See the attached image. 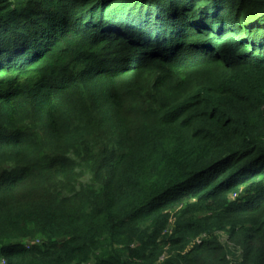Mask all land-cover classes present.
Masks as SVG:
<instances>
[{
	"label": "trees",
	"instance_id": "1",
	"mask_svg": "<svg viewBox=\"0 0 264 264\" xmlns=\"http://www.w3.org/2000/svg\"><path fill=\"white\" fill-rule=\"evenodd\" d=\"M73 39L100 59L63 69ZM1 67L43 73L1 99L0 264H264V0H0ZM192 78L201 89L176 97ZM164 141L170 156L155 151ZM137 145L140 160L170 158L173 175L125 180L135 200L118 221L114 184ZM182 197L199 214L132 255L113 248L126 223L156 227L151 214ZM57 209L62 230L21 242L35 226L58 229Z\"/></svg>",
	"mask_w": 264,
	"mask_h": 264
},
{
	"label": "rangeland",
	"instance_id": "2",
	"mask_svg": "<svg viewBox=\"0 0 264 264\" xmlns=\"http://www.w3.org/2000/svg\"><path fill=\"white\" fill-rule=\"evenodd\" d=\"M204 6V5H203ZM30 16L34 19H36L37 14L31 13ZM46 18L41 16L40 19H38V21L43 25L46 26L48 25V23H51V21H45L43 20ZM37 20V19H36ZM48 22V23H47ZM119 31L113 27V26H107L106 28L102 29V33L106 36L110 35V34H114V33H118ZM15 33L10 31V34ZM91 39H95V40H99L101 39V37L99 36H94L91 37ZM68 44L65 46V50L68 52L69 49H74V54L73 56L70 55V53L68 52V58L67 60H65L63 62L62 68H73L74 66L80 65V61L76 62L74 61L77 57L81 56V62H94L96 60H99L100 58H97L96 54H94L93 50H91V48H87L86 46H84L83 44H80L79 41H77L76 39H73V41H69L67 42ZM88 49V50H87ZM81 52H85L84 54H80ZM90 57L91 60H89L88 58ZM87 58V59H86ZM117 64V63H116ZM131 63H124L120 66L121 70H124L125 68L128 67V65ZM4 67L0 68L3 69ZM42 68V67H40ZM148 69L147 68H142L143 71H146ZM150 70V68H149ZM157 70V69H155ZM161 71V70H159ZM45 72V71H44ZM3 71L0 72V123H4L3 122V114H2V107H1V99H3L4 101L6 100V97H10V95L12 94V92L14 93L15 88L20 86V84H22L25 88L27 87V84L29 85L35 78L39 77L42 75V70H33L32 72L22 76L21 74L17 73L14 71V68H12V71L10 74L7 75H3ZM160 73V72H159ZM219 73V71H218ZM222 75L220 76V78L225 81L227 83L226 86L232 87L235 86L237 87L240 83H238V77H239V73H233L232 70L229 71L228 69L223 70V72L221 73ZM151 79H154V76H151ZM65 80H67L65 78ZM202 79H186L183 82L179 83L177 86V90L179 91L176 97H184V98H188L198 92L201 88L200 85H203L204 81H201ZM205 81H207L205 79ZM50 82H55L56 86H60L63 82L61 81L60 83L57 82L56 79H50ZM68 82V81H66ZM65 82V83H66ZM36 85V84H35ZM173 89V90H176ZM6 94V95H5ZM172 94V91H171ZM6 96V97H5ZM131 96V95H130ZM154 96V95H153ZM129 96H125L126 99ZM170 99H172V96L169 97ZM149 99V98H148ZM147 99V100H148ZM16 119L13 118V120ZM140 121V120H139ZM139 124V123H138ZM138 124L136 126H138ZM134 126V127H136ZM151 131V128H150ZM141 141V140H140ZM166 142H170V141H166ZM166 142H162L161 145L158 143L155 151L157 152V154L160 155H164L167 154V156H170L172 154V152H169L166 148L167 144ZM171 149H175L174 147L169 148V150ZM140 152H139V147L138 145L135 147L134 152L132 154L131 157L126 159V165L123 167L122 169V180L119 181V183L114 184V186H116V197H115V204L112 207V209L110 211H108V213L110 214V218H115L118 221H120L121 218H123V213L125 212L124 209L125 208H129L131 207L132 203L135 200V192L134 190H129L125 187L124 185V181L125 180H133L136 179V185L141 184V182H148L150 186H153V184L158 181V175L162 174V177H171L173 174L170 172L172 171L173 167H172V162L171 159L168 158L167 156H163L160 160H156L157 157L153 158L150 160L151 155H146L143 157L142 160H140ZM162 160L164 162H166V165L162 168L161 172L158 171L159 169V165L162 162ZM90 180V176L86 175V176H80L78 178V182L76 184V191L81 192L82 188H83V184L87 183ZM183 200H178L177 202H173L171 204H169L168 206L163 207L160 212H153L151 215L154 217H157L160 214L159 220L157 221V225L156 227H153V224H150L148 226V224H144V221L146 218L140 220L139 225L135 226V227H131L133 226L132 224L126 223L124 225L125 228H127V230L131 233L132 231H135V233H137V236H129L128 233H122L120 236H126L129 239L127 240V243L125 245L119 244V245H112L113 248H116V251L118 250H126L125 254L126 256L132 255L133 250L135 248H140L142 245L141 243L139 244V242H147L149 241L151 238L154 237V235L156 233H158L162 227H168L170 228V230L173 228L174 229V225L175 222L176 223H183L186 222V220L192 215L194 214L195 216L197 214H199L198 212L200 211L199 206H197V203H192L194 202L196 199H186L184 197L180 198ZM186 199V200H184ZM178 203H183L182 204H178ZM186 205L188 207H186ZM185 206V207H184ZM61 209H57V213H55L53 216H55V222L58 224V229L56 230H51L49 232V230H47V232L44 230V228L42 226H35L32 229L31 232V236L30 237H26L23 238L21 242L25 243L28 246H31L33 244H38L40 243V236L41 235H47L49 233H57L60 230H62L65 225L66 222L68 221V219H62L61 218ZM40 217V215L38 214V216L35 217V219L33 220L34 222L36 221V218ZM62 220H64V223H60ZM79 225H86L83 222L79 223ZM123 225V224H122ZM169 225V226H168ZM184 225V224H183ZM123 227V228H124ZM84 228V227H83ZM122 228V229H123ZM121 229V231H122ZM117 231H120L119 228H117ZM18 237H13L14 241H20L19 239H17ZM199 239V238H198ZM226 237L223 236V241H225ZM133 241V243L131 244V247L128 248L127 244L128 242ZM145 246V244L143 245ZM131 250V251H130ZM135 251V250H134ZM110 252H111V246H110ZM96 255H103L101 250L97 251ZM162 255L160 257V260L163 259ZM92 262L88 263V264H94V260H91ZM158 263V262H157ZM87 264V263H85ZM128 264H132L131 261H128Z\"/></svg>",
	"mask_w": 264,
	"mask_h": 264
}]
</instances>
